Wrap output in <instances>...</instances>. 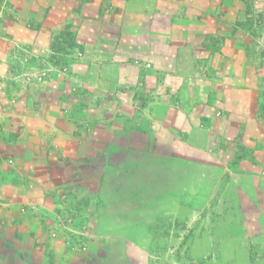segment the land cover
Wrapping results in <instances>:
<instances>
[{
  "label": "crops",
  "instance_id": "crops-1",
  "mask_svg": "<svg viewBox=\"0 0 264 264\" xmlns=\"http://www.w3.org/2000/svg\"><path fill=\"white\" fill-rule=\"evenodd\" d=\"M57 42L62 48L55 51ZM32 58L65 67L51 84L66 85L71 100L82 86L84 126L91 132L98 117L99 136L84 137L88 152L72 159L77 167L67 183L53 170L35 172L25 186L26 156L18 177L0 173V220L10 222L12 196L67 186L69 193L100 197L99 215L107 211V195L119 197L112 206L116 226L124 228L111 236L100 230L87 253L58 236L51 260L40 257L44 247L36 240L33 264L264 260V0H0L2 96L16 93L12 62ZM22 92L20 103L43 98ZM52 94L55 101L62 96L59 87ZM41 109L31 129L29 112L19 107L23 131L53 128ZM108 134L119 151L126 146L124 155H107ZM79 178L82 188L70 182ZM27 244V254L11 264H30Z\"/></svg>",
  "mask_w": 264,
  "mask_h": 264
},
{
  "label": "rangeland",
  "instance_id": "rangeland-1",
  "mask_svg": "<svg viewBox=\"0 0 264 264\" xmlns=\"http://www.w3.org/2000/svg\"><path fill=\"white\" fill-rule=\"evenodd\" d=\"M63 43L71 45L72 34L70 32L65 33ZM61 48L60 43L54 44L55 51ZM30 60L22 61L20 65L19 62L15 64L12 62L9 72L13 74L16 82L13 85L16 93L11 94V98H9L8 93L2 96L4 89L0 88V173L18 177L19 161H23L26 156L29 177L23 179L24 182L22 181L24 185L27 184L25 186L34 183L31 176L35 172L50 173L53 170L64 175L67 183L68 173L77 167V165L74 167L72 159L88 152V150L87 152L83 151L81 143L84 137L89 136V133L92 132V139H98L100 121L98 117H96V121L91 119L92 129L90 128L91 132H87L88 128L84 125L89 117L84 115L83 110L85 107L87 108L88 104L82 86L77 85L73 88L75 99L71 100L72 94L65 92L66 85L62 83L58 86L51 84L52 77L65 75V67H53L51 58H48L46 63L38 62L35 58H32V61ZM55 80L57 81V78ZM57 87L62 92V96L55 101L59 96L55 95L53 97L52 93ZM20 90L28 94L31 93L30 96L34 95L36 91L41 92L43 98L37 101L34 96L27 99V96L21 94L23 99L27 100L20 103L22 101ZM53 102L54 109L49 108ZM36 106H42L41 119L43 118L44 121L53 124V128L49 127L43 132H40L41 130L25 132L22 129L25 119L17 115L19 107L27 109V112H29L27 116L30 123L29 127L34 129L38 123L37 119H39L35 116ZM7 111H12V115H5L4 112ZM45 111L47 115H45ZM108 124L111 123L108 121ZM111 136V134L107 135V155L115 154V152L124 155L128 150L126 146L119 151L114 146L115 142L110 143L113 139ZM74 141L76 144L79 143L76 149L73 144ZM10 143L11 146L8 145ZM21 143H24L25 147ZM98 151V147L92 149L91 155L98 154ZM37 161H42V164ZM79 170L82 169L79 168ZM32 178L34 177L32 176ZM10 182L18 186L21 181L18 178H11ZM70 182L74 185L79 183L80 187L83 178ZM113 182L114 179L111 178L110 183ZM47 184L51 187L53 182L50 180ZM32 189L35 190L34 187ZM65 189H62L61 192H52V190L51 192L41 193L38 191V193L32 192L24 196H12L10 226H8V222L0 220V259L2 260L0 264H3V262L11 264L14 262V258L26 255L25 243H28L27 246L32 248L31 254L33 257L28 262L30 264L35 263L36 252L33 249L36 246V240H38L40 247H44L40 251V257H43L44 260L47 258L51 260L52 243L57 242L58 236L62 237L65 244L69 243L75 252L87 253L89 240L98 234L100 230L108 236L117 235L120 231H124V228L116 226V216L115 211H113L114 206H112L119 197L107 195L105 197L108 202L107 211L99 215L94 207L96 202L98 204L100 197L84 196L81 190V193L78 194L69 193L70 189L68 190L67 186H65ZM7 210L6 208L5 211ZM100 220L102 221L101 227L99 226ZM43 232L45 233L44 236L40 235L36 238L37 234ZM26 237L28 238L27 242H25ZM114 246H117L118 249L120 247L119 244ZM140 246L145 248L146 245L143 243ZM259 264H264V260L259 261Z\"/></svg>",
  "mask_w": 264,
  "mask_h": 264
}]
</instances>
